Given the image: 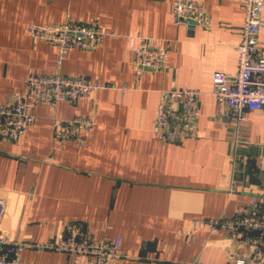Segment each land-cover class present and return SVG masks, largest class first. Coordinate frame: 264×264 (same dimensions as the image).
Returning <instances> with one entry per match:
<instances>
[{
	"label": "crops",
	"instance_id": "1",
	"mask_svg": "<svg viewBox=\"0 0 264 264\" xmlns=\"http://www.w3.org/2000/svg\"><path fill=\"white\" fill-rule=\"evenodd\" d=\"M171 1L0 0V105L23 92L28 73L56 72V48L32 39L28 25L96 18L112 34L94 50L70 49L58 70L97 82L100 90L77 103L37 105L36 121L17 142L0 138V233L25 243L21 262L68 264L67 255L33 245L80 222L95 240L120 238L112 264H233L239 257L264 264V252L231 241L225 231L185 233L192 221L230 217L253 196L264 202V112L245 113L234 144L232 125L215 116L211 96L214 73L237 71L241 1L203 0L207 27L191 31L173 24ZM261 20L264 42V5ZM138 37L162 41L167 51L162 68L136 83L129 41ZM185 88L202 93L196 137L154 138L158 91ZM85 115L95 125L79 143L53 138L55 119Z\"/></svg>",
	"mask_w": 264,
	"mask_h": 264
},
{
	"label": "built area",
	"instance_id": "2",
	"mask_svg": "<svg viewBox=\"0 0 264 264\" xmlns=\"http://www.w3.org/2000/svg\"><path fill=\"white\" fill-rule=\"evenodd\" d=\"M243 10L241 40L236 46L237 71L228 76L214 73L211 96L215 102L216 117L232 125V140L239 143L241 122L249 111L264 112V42L258 34L262 26L261 14L264 0H240ZM170 14L174 25L184 24L188 31L205 29L208 21L203 0H172ZM27 34L34 40L53 45L56 50L51 74L28 73L22 93L13 94L0 105V138L15 143L37 119L35 107H56L61 101L77 103L103 86L83 76H65L58 72L70 49L90 51L98 48L104 37L111 33L98 28L97 19L88 23L65 21L59 25H28ZM130 66L136 83L145 71L162 68L166 45L162 41L147 38H130ZM125 89H122L123 91ZM196 89H167L157 93L151 133L165 143H178L195 138L196 124L200 116V97ZM95 125L92 115L70 120L55 119L52 136L59 142L79 143L82 134ZM234 162V159L232 160ZM5 208L0 201V221ZM200 227L209 232L225 231L231 241L244 243L254 253L264 252V202L253 196L246 205L236 207L230 217H215L192 221L185 233L190 235ZM25 243L11 240L0 233V264H27L20 261ZM27 246V245H26ZM34 247L50 249L67 255L68 264H112L120 256V238L110 241L95 240L93 232L83 223L70 222L63 226L59 237L52 235ZM163 264H203L197 259ZM233 264H252L239 257Z\"/></svg>",
	"mask_w": 264,
	"mask_h": 264
}]
</instances>
